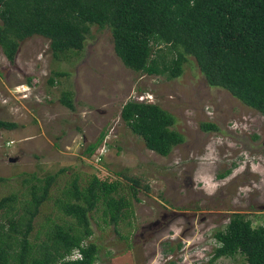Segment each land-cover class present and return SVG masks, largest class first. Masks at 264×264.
Instances as JSON below:
<instances>
[{
  "label": "rangeland",
  "instance_id": "374dc122",
  "mask_svg": "<svg viewBox=\"0 0 264 264\" xmlns=\"http://www.w3.org/2000/svg\"><path fill=\"white\" fill-rule=\"evenodd\" d=\"M91 33L79 54L59 59L39 35L20 42L12 62L0 48V119L18 125L0 130V198L14 193L20 207L32 175L64 169L33 221L30 238L41 241L52 221H73L54 199L74 175L81 185L107 176L120 182L114 196L130 205L116 225L101 203L89 213L92 234L84 243L98 246L95 264H243L240 255L210 262L213 233L234 212L264 223V116L208 86L193 57L178 78L147 75L123 65L109 29ZM52 69L67 73L55 85L47 82ZM65 89L73 92V111L59 102ZM128 99L171 112L184 141L167 156L147 149L120 117ZM206 122L218 130L204 131Z\"/></svg>",
  "mask_w": 264,
  "mask_h": 264
},
{
  "label": "trees",
  "instance_id": "16d2710c",
  "mask_svg": "<svg viewBox=\"0 0 264 264\" xmlns=\"http://www.w3.org/2000/svg\"><path fill=\"white\" fill-rule=\"evenodd\" d=\"M0 22V48L10 62L20 42L33 35L48 39L53 58L59 59L79 54L93 37V27L106 28L125 67L174 79L193 57L208 86L226 90L264 116V0H0ZM66 74L52 69L47 82L55 85ZM59 102L73 111L72 90H63ZM120 117L147 149L161 156L184 141L173 127L175 116L157 103L128 99ZM17 126L0 119V130ZM201 127L218 130L209 122ZM103 137L85 151L91 154ZM63 170L44 178L32 175L27 181L36 182L20 207L14 193L0 198V264H95L98 246L84 243L92 234L89 213L101 203L104 217L116 225L130 205L123 195L114 196L120 185L116 179L93 175L81 185L74 175L63 197L54 199L73 221H52L43 240L30 238L33 221ZM130 181L134 196L138 182ZM213 237L217 245L210 262L240 255L243 264H264V223L254 225L244 213L234 212Z\"/></svg>",
  "mask_w": 264,
  "mask_h": 264
},
{
  "label": "water",
  "instance_id": "95a60500",
  "mask_svg": "<svg viewBox=\"0 0 264 264\" xmlns=\"http://www.w3.org/2000/svg\"><path fill=\"white\" fill-rule=\"evenodd\" d=\"M15 160V158H10V161H14Z\"/></svg>",
  "mask_w": 264,
  "mask_h": 264
},
{
  "label": "clouds",
  "instance_id": "9594fccd",
  "mask_svg": "<svg viewBox=\"0 0 264 264\" xmlns=\"http://www.w3.org/2000/svg\"><path fill=\"white\" fill-rule=\"evenodd\" d=\"M148 102H150V101H148Z\"/></svg>",
  "mask_w": 264,
  "mask_h": 264
}]
</instances>
